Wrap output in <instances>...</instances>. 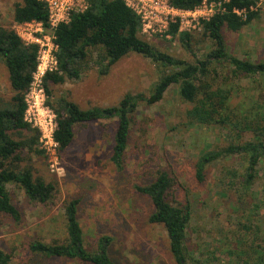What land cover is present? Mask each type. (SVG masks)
Returning a JSON list of instances; mask_svg holds the SVG:
<instances>
[{
	"label": "rangeland",
	"instance_id": "374dc122",
	"mask_svg": "<svg viewBox=\"0 0 264 264\" xmlns=\"http://www.w3.org/2000/svg\"><path fill=\"white\" fill-rule=\"evenodd\" d=\"M18 1L0 0V26L16 31L13 16ZM217 2H205L197 18L217 10L213 8ZM258 6L259 16L250 24L237 32L224 30L228 51L255 62L264 61V0ZM185 31L191 34L190 46L182 42L179 34L169 39L140 36L189 63L205 58L212 44L200 24ZM33 34L46 43L51 32L45 29ZM57 51L53 54L58 70ZM97 61V51L93 49L80 78L67 77L64 82L51 83V93L45 88V80L32 84L25 92L28 117L32 127L39 130V145L44 149L43 155L28 157L35 176L52 183L55 193L48 202H40L30 199L21 187L9 184L22 220L15 222L8 215H0V248L11 254L13 264H85L43 256L30 248L37 240H66L65 206L75 198L79 200L78 215L88 249L94 250L100 237L109 236L113 238L110 256L119 264H177L165 228L149 221L151 202L136 189V185L153 181L163 170L174 181L168 199L191 212L186 239L190 256L201 264H248L245 251L251 252L252 246L264 240V155L256 166L257 176L250 189L242 184L249 167L246 157H219L207 165L203 180L197 178L195 164L204 152L254 140L252 131H242L235 124L245 126L257 111H262L264 75L237 77L228 64L219 65L216 74L212 72L216 86L232 90V123L226 126L190 124L186 111L192 104L183 100L179 85H172L157 103H141L132 115L124 167L118 169L111 159L118 118L78 124L72 143L61 151L52 136L56 127L54 105L65 97L88 109L116 106L127 93L149 96L162 75L175 67L131 52L104 74ZM13 95L7 67L0 57L2 104H10Z\"/></svg>",
	"mask_w": 264,
	"mask_h": 264
},
{
	"label": "trees",
	"instance_id": "16d2710c",
	"mask_svg": "<svg viewBox=\"0 0 264 264\" xmlns=\"http://www.w3.org/2000/svg\"><path fill=\"white\" fill-rule=\"evenodd\" d=\"M208 0H172V5L182 10H194ZM222 10L208 19H201V29L212 44L205 58L189 63L161 51L140 36L139 17L123 0H90L89 7L72 16L68 23L58 25L54 30V43L58 46V70L44 76L45 88L51 93V83L78 79L90 53L97 51L98 65L102 73H107L112 65L131 52H136L162 65L175 67L166 72L155 83L149 96L142 93H127L116 106H94L82 108L68 98L59 99L54 105L56 129L54 141L63 151L75 137V127L100 119L118 118L114 136L112 161L122 169L129 146L132 115L141 103H157L164 98L172 85H179L183 100L192 104L186 111L190 124L226 126L232 123V90L213 83L219 65L228 64L234 76L264 75V61L255 62L232 55L228 51L224 30L237 32L259 16L261 0H219ZM243 11V15L237 13ZM49 10L41 0H20L15 3L13 20L16 23L40 21L48 25ZM172 36L180 35L186 46H190L191 34L179 31V24L172 26ZM0 57L9 74L14 90L11 103L3 105L0 100V215L10 216L21 222L22 214L13 203L8 185L21 187L26 195L35 201L48 202L53 198L55 187L42 177L35 176L31 158L28 155H43L39 145V130L26 120L28 104L25 92L34 81L38 65V46L26 45L10 27L0 26ZM263 100V99H262ZM263 111V114H262ZM255 117L249 120L242 131H252L254 140L230 144L220 150L204 152L197 160L196 175L205 177L207 165L221 156L241 155L249 160V167L242 181L243 187L250 189L257 176L256 166L264 155V105ZM259 118V119H258ZM256 119V120H255ZM174 181L168 172L160 170L153 181L136 185L137 191L146 196L153 206L149 221L162 225L167 233L170 252L177 264L199 262L190 256L186 247L191 212L188 207L173 204L168 194ZM78 199H71L65 206L67 238L64 242L47 243L33 241V252L48 257L78 260L85 264H119L109 253L113 238L102 236L94 250L87 248L85 233L78 215ZM242 246L241 242H238ZM239 247V246H238ZM245 251L248 264H264L263 244L252 246ZM0 264H13L12 256L0 248Z\"/></svg>",
	"mask_w": 264,
	"mask_h": 264
},
{
	"label": "built area",
	"instance_id": "2783aa9c",
	"mask_svg": "<svg viewBox=\"0 0 264 264\" xmlns=\"http://www.w3.org/2000/svg\"><path fill=\"white\" fill-rule=\"evenodd\" d=\"M41 1H44L47 4L49 10L48 25L35 20L24 23H16V33L21 37L25 44L38 46V65L36 71L34 72L33 85L39 83L41 84L44 80V76L48 72L57 70L56 56L53 54L54 50H58V46L54 43L55 28L60 24L68 23L74 14L84 12L90 5V0ZM123 1L139 17L141 23L140 33L148 38L161 37L169 39L172 36L170 33L171 28L176 24H179V31H190L191 28L195 29L199 24L201 26V19H208L217 11L223 9L222 2L219 1L213 5V8H217V10L213 11V9H211V12H205L201 15V18H197L199 17L197 16V13L200 12L202 6L194 10H182L174 7L172 5V0ZM237 13L243 15V11H237ZM190 17L194 18L189 19ZM194 21L196 23H194ZM45 29L51 32L50 37L46 38V43L41 42V40L33 34L43 32ZM41 87L44 88L42 85ZM26 101L28 104V108L26 110V120L31 123V120L28 117V98H26ZM54 117L56 121V114Z\"/></svg>",
	"mask_w": 264,
	"mask_h": 264
}]
</instances>
